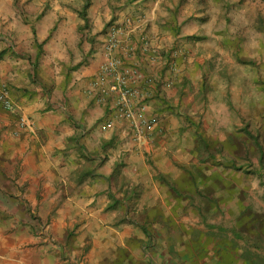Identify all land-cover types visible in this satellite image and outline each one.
I'll use <instances>...</instances> for the list:
<instances>
[{
    "label": "crops",
    "instance_id": "1",
    "mask_svg": "<svg viewBox=\"0 0 264 264\" xmlns=\"http://www.w3.org/2000/svg\"><path fill=\"white\" fill-rule=\"evenodd\" d=\"M65 1L18 4L0 22V80L14 101L0 105V264H253L244 247L260 253L264 243L233 236L234 183L192 152L179 97L187 79L171 92L159 84L150 106L161 131L125 142L126 122L86 91L106 25ZM144 67L160 83L170 75Z\"/></svg>",
    "mask_w": 264,
    "mask_h": 264
},
{
    "label": "rangeland",
    "instance_id": "2",
    "mask_svg": "<svg viewBox=\"0 0 264 264\" xmlns=\"http://www.w3.org/2000/svg\"><path fill=\"white\" fill-rule=\"evenodd\" d=\"M30 1L18 0L16 3L14 0H0V22L15 18L17 8H20L18 4ZM134 1L92 0L87 13L89 11L91 17L100 19V24L104 22L105 28L118 21H125L126 27L131 28L137 20L144 19V30L151 36L153 33L146 29V25H150L147 22H159L160 32L154 35V41L165 43V48L182 49L180 57L184 67L178 66V73L172 77L174 83L168 89L171 92L177 88L175 86L179 85L182 77L187 79L179 97L189 102L182 111L190 119L181 121L195 123L200 131L221 138L228 156L227 150L238 127L247 121L251 130L259 131L264 127V89L259 84L264 81V31L256 23V16L260 14L264 25V0H185L177 14L174 8L178 0H139V6ZM65 2L67 7L78 8L82 4V0ZM194 35L198 38H191ZM235 39L240 44V54L253 60L254 65L242 64L232 55L229 48L235 49L232 47ZM163 70L166 72L165 68ZM202 87L205 88L204 94L195 97ZM177 93L174 92V98ZM260 132L264 141V131ZM227 156L217 160L226 165L230 162ZM242 162L248 163V160L240 157L238 164ZM222 164L221 173L234 183L238 194H247L244 202L251 204L256 213L264 214V170L260 177V174H255L256 171L244 173L243 170H248L249 166L233 171ZM227 189L234 193L233 187Z\"/></svg>",
    "mask_w": 264,
    "mask_h": 264
},
{
    "label": "built area",
    "instance_id": "3",
    "mask_svg": "<svg viewBox=\"0 0 264 264\" xmlns=\"http://www.w3.org/2000/svg\"><path fill=\"white\" fill-rule=\"evenodd\" d=\"M145 21L139 19L131 28L126 27L125 21H118L106 28L104 60L86 89L87 93L97 94L98 100L105 102L115 118L126 122L128 132L125 142L138 144L147 143L154 131H161L157 115L151 111V100L159 84L165 88L172 86V77L179 70L177 59L182 55L181 48H165L156 43L144 30ZM149 64L165 68L170 75L160 83L154 75L145 71L144 65ZM0 105L6 110L14 107L8 87L1 80ZM26 123V119L22 118L19 127H24ZM113 125V119L105 123L106 127Z\"/></svg>",
    "mask_w": 264,
    "mask_h": 264
},
{
    "label": "trees",
    "instance_id": "4",
    "mask_svg": "<svg viewBox=\"0 0 264 264\" xmlns=\"http://www.w3.org/2000/svg\"><path fill=\"white\" fill-rule=\"evenodd\" d=\"M18 1V0H14ZM133 1V0H129ZM185 0H178V5L176 8H174V12L177 14L179 6L184 2ZM91 5V0H82V4L80 9L77 10L78 15L84 19L85 21L88 20V14L87 9ZM166 21H169L166 19ZM256 23L259 28L264 31V25H263V19L260 14L256 16ZM191 38H198L197 36H191ZM241 41V39L239 40ZM232 46L235 47V52L233 56L236 58V60L242 64H250L254 65L253 60L246 59L240 54V44H237L236 41H233ZM259 84H261V87L264 89V81H261ZM205 92V88H200L198 92H196L195 97L202 96ZM190 127H195V131L193 133V140H192V152L194 154L195 159L199 163H206V162H213L220 164L219 160H217L218 157L227 156V153L225 152L226 147L224 145L223 141H219L216 138H213L212 136L206 134L204 131H200L197 129V125L195 123L190 122ZM250 122L247 121L244 125L238 127L237 134L234 136V143L231 141L230 149H228V158L230 159V162L226 165L222 164L223 167H229L232 168L233 171H240L243 169V167L249 166V169L243 170L244 173H254L260 174V177H262V172L264 170V141L261 139V135H263L260 131H264V127H261L259 131H254L249 128ZM239 134V135H238ZM239 136V137H238ZM230 145V144H229ZM243 158L248 160V163L242 162V164H238L239 158ZM238 159V160H237ZM255 161V162H253ZM115 172V168H114ZM217 176V175H214ZM228 187H234L235 190H233V194L231 197L233 200H236L235 205L237 208L236 212V222L237 227L236 229L233 228V236L235 237L234 231H238V233H241V237L245 239V241H251L254 244H257L258 242L264 243V214L262 213H256L252 207L251 204L244 203L247 194L244 192H240L243 194H238L236 192V187L233 186L228 182ZM229 194H231L230 190H227ZM118 201L112 202V207H116L118 205ZM108 206L107 208H110ZM262 250L259 252H253L249 247H244L243 256H247L249 261H251L253 264H264V245L261 248Z\"/></svg>",
    "mask_w": 264,
    "mask_h": 264
}]
</instances>
